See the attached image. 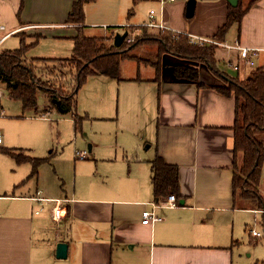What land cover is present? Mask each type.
I'll use <instances>...</instances> for the list:
<instances>
[{"label": "crops", "instance_id": "obj_1", "mask_svg": "<svg viewBox=\"0 0 264 264\" xmlns=\"http://www.w3.org/2000/svg\"><path fill=\"white\" fill-rule=\"evenodd\" d=\"M98 1L85 3L83 19L75 23L70 15L78 0H0V26L4 27L0 37L12 34L3 44L12 38L20 43L28 34L32 44L41 36L28 51L29 58L67 59L73 55L77 36L113 39L117 33L143 31L140 28L155 11L156 21L167 28L163 32L190 41L214 40L231 6L228 0H194V16L188 18L190 0L165 6L160 0ZM253 1L239 0L246 10L242 24L232 25L221 42L238 41L259 50L256 67L241 63L236 51L228 52L226 61L239 65L234 75L227 71L228 62L223 64L226 68L220 62L225 52L216 49L222 72L241 80L264 68V0ZM94 29H101V34H89ZM183 62L164 57L159 82L154 81V68L136 62L135 71H125L120 82L105 77L116 82L123 114H132L134 125L122 137V128H115V139L90 145L87 159L73 160L68 169L56 160L53 150L45 157L34 156L22 141L24 133L11 137L0 129V264H240L238 255L246 239L238 234V227L245 226L251 234V216L257 221L260 215L262 224L264 212L234 200L235 99L177 81L172 66ZM203 72L202 77L207 75ZM209 78H202L209 87L223 82ZM77 99L79 106L81 97ZM100 102L111 106V95L105 94ZM11 149L49 161L31 176L32 163L18 164L6 152ZM157 155L179 168L181 194L174 208L162 205L169 195L158 199L154 193L151 161ZM261 187L264 196V170ZM57 201L63 208L59 222L53 219ZM153 209L161 220L143 224V212ZM59 243L68 244L65 259L56 257Z\"/></svg>", "mask_w": 264, "mask_h": 264}, {"label": "trees", "instance_id": "obj_2", "mask_svg": "<svg viewBox=\"0 0 264 264\" xmlns=\"http://www.w3.org/2000/svg\"><path fill=\"white\" fill-rule=\"evenodd\" d=\"M92 1L78 0L73 7L70 20L81 23L83 5ZM256 1L254 0L252 4ZM245 14L246 10L242 9L240 3L236 8L230 6L227 21L214 40L221 42V37L232 25L242 24ZM146 28L148 27L140 28L142 32L145 31V35L132 43H129V39L133 32L127 31L128 38L121 47H116L111 37L79 35L74 40L73 55L67 59L28 60V51L39 42L41 36H37L35 42L30 45H26L25 40L21 38L19 48L0 51V82L10 98L19 100L24 108L35 107L38 94L43 92L47 96L48 106L42 114L55 109L61 115H70L76 128H79L84 118L77 114V96L88 78L104 76L120 82L124 80L121 77L122 63L133 61L154 68L156 70L154 81L159 82L165 67L164 57L167 55L177 57L188 63L172 66V75L177 81L196 84L200 89L212 88L224 97L235 99V123L232 128L234 200L244 207L264 212V196L260 192L264 170V68L253 70L243 81H235L217 69L215 45L200 47L191 44L185 36L175 40L170 32L161 31L156 36L148 35ZM145 46L157 47L156 52L146 59L135 52ZM196 63L206 66L215 77L219 76L222 84L210 87L206 85L202 81L201 69ZM6 152L18 164L32 163L31 176L37 175L40 165L49 161L48 158L25 156L17 149ZM151 169L156 198L160 199L166 195L177 197L181 194L178 166L167 164L157 155L151 161ZM262 228L264 230V214Z\"/></svg>", "mask_w": 264, "mask_h": 264}, {"label": "rangeland", "instance_id": "obj_3", "mask_svg": "<svg viewBox=\"0 0 264 264\" xmlns=\"http://www.w3.org/2000/svg\"><path fill=\"white\" fill-rule=\"evenodd\" d=\"M99 3L100 0L97 2V4ZM94 30L97 31H92L89 34H101L99 31L101 29ZM153 31L155 30H147L146 33L148 35L154 36L159 34ZM171 34L175 40H179L183 37L178 34ZM144 35L145 31H137L132 33L129 43L137 41L138 37H142ZM28 37V34L22 37L25 40L26 45H30ZM190 43L193 44L191 41ZM19 45L20 43L18 39L12 38L2 45L0 51L14 50L19 48ZM194 45L202 47L205 45L215 44L205 43L201 45ZM215 46L217 49L219 48V50L224 51L225 56L228 52H234L229 51L226 48L218 47L217 45ZM156 50V46H145L141 47L139 51L137 50L135 52L137 55L146 59L150 58L151 54L155 53ZM44 52L45 54L48 53L47 50H44ZM69 55L71 57V54ZM29 57L30 56L27 53V59L31 60ZM222 60L223 59H220V62L222 63V66L225 67L223 64L228 62L226 61L227 56L223 61ZM196 65L200 69L204 68V72L202 70L201 72H203L204 75L205 73L207 74L202 77L205 81L210 79L209 76H213L215 78V76L207 70L206 66L197 63ZM135 66L136 63L134 62L124 61L122 64L123 69L121 71V77H123V75L126 73L125 71L128 73L134 72ZM222 66L219 64V62L217 63V69L220 71L223 70ZM245 67V65H242L241 68L243 69ZM227 71L237 75V72L232 70L230 67L227 68ZM216 78L220 77L218 76ZM232 78L235 81H243L236 76ZM3 88L4 95L1 99L3 115H0V120L3 121H1L0 129L2 131L3 129L7 130L11 137L16 132L24 133V139L22 141L23 143L29 145L27 146V149L33 150L34 156L45 157L48 155L50 150H53V155H55L56 160L59 159L61 162L60 165L65 169L69 168L73 160L74 162L75 159L77 160L78 152H87L89 156L88 150L90 145H93L94 143H104L108 138L115 139L117 135L116 131L114 130L115 128H122L120 132V136L122 137V134L128 132L134 125L133 119H135V117L128 112H126L125 115L123 114L125 109L120 105L119 87L116 85V82L102 76L88 78L78 93V95L81 97V101L79 100L78 114L84 118L79 128H76L70 115H61L55 109L43 115L42 113L48 105L47 96L43 92L38 94L37 105L35 107L24 108L19 100L10 98L4 86ZM105 94L111 95V106H106L100 102V100H104ZM4 114L6 116H4ZM86 182L88 183L89 180L87 179ZM261 191L262 187L260 189V192ZM249 223L251 224L252 228L261 233V237L257 238V240H252V236L249 232L250 229L247 228V230H245V226H243L242 229L238 227V234H243L246 239V244L241 247V256L238 255V257L241 258L240 264H264V232H262L261 228V216L257 215V221H253V216H251Z\"/></svg>", "mask_w": 264, "mask_h": 264}, {"label": "built area", "instance_id": "obj_4", "mask_svg": "<svg viewBox=\"0 0 264 264\" xmlns=\"http://www.w3.org/2000/svg\"><path fill=\"white\" fill-rule=\"evenodd\" d=\"M170 1L172 2L174 0H160V4L165 6ZM155 15H156L155 11L150 12V21L147 24H145V26L148 28H152V29H158L161 31H166V29H167L166 26H164L162 23H158L156 21ZM3 29H4V27L0 26V31ZM11 35L12 34H8L4 37H0V48H1L2 44L4 43V41L8 37H10ZM191 42L193 44H200V45L205 44V43L215 44L218 47L226 48L229 51H232V50L236 51L238 53V58H239V61L241 63H243L247 66H250L252 68L256 67V57L258 56L259 50L247 48V47L243 46L238 41L232 45H229V44H225L222 42H216V41L210 40V39L195 38V39H192ZM227 66L230 67L234 71L239 70V65H235V64L228 62ZM3 90H4L3 85L0 82V102H1V99L4 95ZM0 115H3V111L1 110V107H0ZM2 142H3V136L0 133V146L2 145ZM77 156H78L77 157L78 159L84 160V159H87L88 153L87 152H78ZM57 204L58 205H56V207L54 208V211H53V219L55 221L59 222L63 216V213H62L63 208H61V206H60L61 204L59 203V201H57ZM176 204H177V197L175 195H169L162 201V205L166 208H174L176 206ZM154 208H157V205H155ZM158 220H161V218H159L156 215L154 209L153 210H145L142 214V223L145 225H150L153 222L158 221ZM251 236L254 238H259V237H261V233L256 231L255 229H252L251 230Z\"/></svg>", "mask_w": 264, "mask_h": 264}, {"label": "water", "instance_id": "obj_5", "mask_svg": "<svg viewBox=\"0 0 264 264\" xmlns=\"http://www.w3.org/2000/svg\"><path fill=\"white\" fill-rule=\"evenodd\" d=\"M229 4L236 8L239 5V0H228ZM194 11H195V1L194 0H190L188 2V6H187V17L188 18H192L194 16ZM129 35V32L125 31L124 33H117L114 36V45L116 47H121L124 42L127 40ZM165 65H167V63L165 62ZM58 105H60V103H58ZM68 255V244L66 243H59L56 247V257L58 259H65L67 258Z\"/></svg>", "mask_w": 264, "mask_h": 264}, {"label": "bare ground", "instance_id": "obj_6", "mask_svg": "<svg viewBox=\"0 0 264 264\" xmlns=\"http://www.w3.org/2000/svg\"><path fill=\"white\" fill-rule=\"evenodd\" d=\"M150 29H152V28H150ZM161 31V30H160Z\"/></svg>", "mask_w": 264, "mask_h": 264}]
</instances>
